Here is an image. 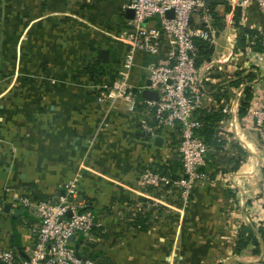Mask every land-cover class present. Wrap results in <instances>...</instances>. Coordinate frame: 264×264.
<instances>
[{"label":"crops","instance_id":"crops-1","mask_svg":"<svg viewBox=\"0 0 264 264\" xmlns=\"http://www.w3.org/2000/svg\"><path fill=\"white\" fill-rule=\"evenodd\" d=\"M215 2L222 30L231 4ZM124 3L0 0V247L24 260L35 247L40 221L34 209L17 207L15 195L54 204L76 181L84 196L77 202L102 222L71 241L82 258L95 257L98 264H264L259 235L256 244L238 248L242 228H264L263 220L252 221L264 146L241 113L246 95L235 116L222 114L204 178L187 199L180 188L145 183L151 173L186 177L179 131H165L156 138L162 146L156 145L142 130L141 112L123 102L109 109L97 87L99 81L111 84L121 69L124 47L110 35L125 28ZM238 13L240 26L264 31V15L254 7ZM221 39L225 43L223 33L209 43L211 60L224 58L206 73V85L213 101L229 105L241 84L263 80L264 73L227 47L216 58ZM104 49L111 50L108 64L99 57ZM163 58L138 53L130 82L144 87L149 67ZM91 63L104 70L95 81L87 72ZM258 95L264 102L262 88Z\"/></svg>","mask_w":264,"mask_h":264},{"label":"built area","instance_id":"built-area-1","mask_svg":"<svg viewBox=\"0 0 264 264\" xmlns=\"http://www.w3.org/2000/svg\"><path fill=\"white\" fill-rule=\"evenodd\" d=\"M226 1V0H224ZM231 10L222 30L216 26L211 0H125L123 10H133L132 19L125 20V28L111 34V40L123 45V62L118 78L109 83H97L101 96L114 105L125 103L131 112H141L142 130L152 140L167 130H178V152L182 158L186 178L172 179L159 173L145 176V183L182 189L185 199L195 184L204 178L202 169L211 150L200 132L204 127L203 113L237 114L246 85L241 84L235 99L229 104L217 103L210 98L206 85V73L222 64L224 55L216 62L211 60L197 66L198 42L216 44L223 39L233 55L245 56L264 73V52L252 45L245 51L237 48L239 26L236 12L254 7L264 15V0H229ZM173 11V17L168 13ZM147 22V23H146ZM155 22L156 24H152ZM262 42L264 44V31ZM152 57L164 55L162 63L149 67L148 83L137 87L130 82L137 54ZM253 98L246 108L245 122L257 134L264 146V102L258 95L264 90V79H255L250 85ZM145 90L158 93L156 100L142 99ZM221 121L220 124H224ZM233 126V124H231ZM77 182L66 185V194L60 195L54 204L35 203L31 199L15 195L19 208L34 209L40 221L35 247L26 260L16 251L0 247L1 264H98L94 258H82L71 248V238L100 229L102 222L92 211L83 210L77 202ZM253 222L264 221V177L261 181L260 201L255 206ZM71 213V217L68 214Z\"/></svg>","mask_w":264,"mask_h":264},{"label":"trees","instance_id":"trees-1","mask_svg":"<svg viewBox=\"0 0 264 264\" xmlns=\"http://www.w3.org/2000/svg\"><path fill=\"white\" fill-rule=\"evenodd\" d=\"M214 2L215 0L211 4L212 7L215 6ZM228 10H229V7H226V12ZM238 21H239V13L237 14L236 12V22ZM237 25L239 26V36H238L237 48L240 51H245L246 47L249 46V44L252 45L253 43H255L252 46H255V49L257 51L264 52V44L262 42L261 32L256 31L254 29L253 30L246 29L243 26H240L239 24ZM198 47H199V56L197 59V66H201L205 62L211 61L213 47L209 44V42L201 41V40L198 42ZM87 72L90 78H92L95 81L96 79H98L99 75L104 73V70L102 69L101 64L91 63L87 67ZM245 95H246V98L243 101V108L241 109L242 114L246 112V108L249 104V100L252 98L251 89L249 87H246ZM223 117L224 116L221 113H208V112L203 113L202 119L204 122V127L201 130L200 134L202 137H204V139L209 145L215 144L218 141V136L216 135L217 127H218L217 124L223 119ZM256 229H257V232L255 231V226L253 227V225L242 228V230L240 231L239 241H238L239 251L246 248L250 242H253L254 244H256L258 241L257 235L260 236V239L264 240V228L256 227ZM96 230L97 229H94L92 232ZM94 259L96 258L94 257Z\"/></svg>","mask_w":264,"mask_h":264},{"label":"water","instance_id":"water-1","mask_svg":"<svg viewBox=\"0 0 264 264\" xmlns=\"http://www.w3.org/2000/svg\"><path fill=\"white\" fill-rule=\"evenodd\" d=\"M133 16H134L133 10H128L126 12V18L132 19ZM168 17L169 18L173 17V11H171V12L168 13ZM110 56H111V50L110 49H104V50H100L99 51V57L101 58L102 63H104V64H108L110 62ZM142 97L144 99L156 100L158 98V93L157 92H153V91L145 90L142 93ZM158 140H160V138L159 139H156V145L162 146V145L158 144ZM77 201L79 203H81V204L84 203V196L83 195H79L77 197ZM9 209H10V207H9V205H7L6 210L9 211ZM68 216L71 217L72 216L71 213H69ZM75 238H76V236H73L71 238V241L75 240Z\"/></svg>","mask_w":264,"mask_h":264},{"label":"rangeland","instance_id":"rangeland-1","mask_svg":"<svg viewBox=\"0 0 264 264\" xmlns=\"http://www.w3.org/2000/svg\"><path fill=\"white\" fill-rule=\"evenodd\" d=\"M85 13H89V14H90V9L87 8V9L85 10ZM73 19H74L75 21L79 22V20H78L77 18L74 17ZM77 22H76V23H77ZM225 47H226V45H225V43L223 42L222 39H221L220 41H218V43H217V51H216V55H215L216 58L220 57V54L222 53V51H223V49H224ZM225 53H226V50H225ZM104 102L107 103L105 99H104ZM151 174H152V173H151ZM162 174L166 175L167 173H162Z\"/></svg>","mask_w":264,"mask_h":264}]
</instances>
